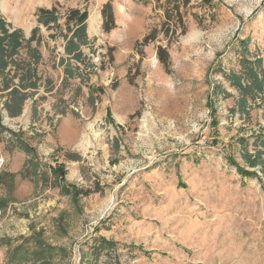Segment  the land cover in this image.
<instances>
[{
  "label": "rangeland",
  "instance_id": "374dc122",
  "mask_svg": "<svg viewBox=\"0 0 264 264\" xmlns=\"http://www.w3.org/2000/svg\"><path fill=\"white\" fill-rule=\"evenodd\" d=\"M107 1L0 0V15L26 36L42 7L87 9L95 40L84 51L97 66L90 82L105 88L95 107L79 79L62 88L54 65L64 40L40 25L48 42L39 69L54 89L41 87L18 117L8 116L0 92V124L33 150L13 146L0 127V264H264V189L228 161L246 166L241 144L252 152L264 137V107L232 114L239 93L215 71L240 69L238 39L249 38L264 63V0H221L217 8L193 0L186 33L168 47L170 73L157 57V45H167L162 35L138 44L160 21L155 0H112L117 27L105 33ZM215 82L234 97L210 104ZM69 152L81 159H67ZM57 163L68 183L90 194L75 201L65 193L50 171ZM101 237L114 248L98 255Z\"/></svg>",
  "mask_w": 264,
  "mask_h": 264
},
{
  "label": "trees",
  "instance_id": "16d2710c",
  "mask_svg": "<svg viewBox=\"0 0 264 264\" xmlns=\"http://www.w3.org/2000/svg\"><path fill=\"white\" fill-rule=\"evenodd\" d=\"M192 1L155 0L153 10L160 17L159 25L148 28L142 40L138 41V44L147 46L159 41L160 35L167 40L166 46L163 44L157 45V57L167 73L172 71L168 47L177 41L180 35L186 33V18L189 9L193 7ZM220 3H222L221 0H217V3H213V0H202V5H207L209 8L220 7ZM101 13L103 19L102 29L105 33H109L117 27L112 0H108L103 5ZM192 15L197 19L196 13H192ZM88 18V10L79 7L71 8L64 14L59 12L57 6L42 7L37 13L38 25L32 29L29 36H26L22 28L13 27L0 15V92L1 97L5 98L3 109L7 111L9 117L20 116L23 113L26 101L39 92L41 87H44L45 92H51L54 89V86H49L50 84L53 85L52 80L49 78L44 79L39 69L44 56L41 46L43 43L48 42L42 34H39L40 25L51 31L48 35L51 39L61 37L64 40V52L54 65L55 68H62L63 71L61 87L68 88L71 86V81L79 79L80 85L84 84L88 87L87 100L92 107H95L96 101L105 92V88L94 86L90 82L91 77L97 72V66L84 51V48H92V43L95 40L90 38L88 34ZM233 50L237 55V63L240 69L227 71L219 65L215 71L228 82L230 88L239 93L235 105L230 109L231 113H240L241 116L250 117L252 110L264 107L263 58L251 51L249 38L238 39V43ZM111 60H114L113 55ZM101 67L105 68L103 65ZM81 89L82 86H79L78 91L80 92ZM219 96L225 99L234 97V94L223 83L215 82L211 87L210 104L213 103L215 106ZM42 98L44 97H40V99ZM35 102L33 107L34 116L37 115ZM57 113L64 115L66 111L59 110ZM212 114L211 125L216 129L219 125L217 108L212 109ZM108 115L110 114L108 113ZM0 127L11 134L9 143L11 142L13 146L19 147L27 155H33L32 148L23 141L21 133H16L1 124ZM215 140L217 142L216 138ZM249 144L247 141L241 144V157L246 166L238 163L233 156H229L228 161L236 166L238 172L244 177L257 178L264 189V137L259 135L252 141V152L249 150ZM66 157L69 160L81 159L80 155L74 152L66 153ZM50 171L55 178H58L61 189L65 193H72L75 201L81 196L90 194L91 191L84 190L66 181L64 163H57L54 167L50 166ZM109 248L113 249L114 243L105 237H101L98 242L94 243L93 251H97L100 255L103 250Z\"/></svg>",
  "mask_w": 264,
  "mask_h": 264
}]
</instances>
